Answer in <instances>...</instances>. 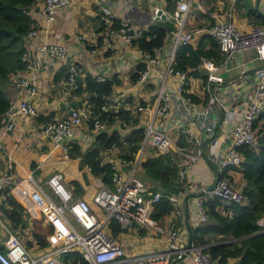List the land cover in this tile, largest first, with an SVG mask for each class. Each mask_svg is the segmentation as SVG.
<instances>
[{"label": "built area", "instance_id": "1", "mask_svg": "<svg viewBox=\"0 0 264 264\" xmlns=\"http://www.w3.org/2000/svg\"><path fill=\"white\" fill-rule=\"evenodd\" d=\"M71 1L43 0L40 15L52 23L58 12ZM193 1L177 0L170 12L162 6L138 12L130 0H123L120 11L109 0H94L103 25L104 45L108 48L113 46V37H121L127 43L140 38L147 26L157 20L155 16L160 8L168 18L165 19L173 21L174 28L167 31L163 44L154 46L152 52L141 51L144 68L135 82L148 89L145 95L129 100L131 103L127 107L123 99L111 91L105 96L106 101L95 106L88 101L87 93L84 101L70 107L66 115L45 120L41 125L42 132L54 145H63L67 151L69 143L75 141L76 129L84 123L91 122L97 132L115 128L124 131L116 127L119 117L111 122L107 116L103 117V112L117 113L123 108L128 110L129 116L138 117L136 125L143 127V137L132 159L122 157L115 144L108 148L117 151L114 155L117 154V159L109 161L113 168L111 184L97 176L92 202L100 211L93 208L86 198L75 195L61 171H53L46 179L38 180L31 169L17 180L13 159L7 157L6 165L0 170V244L3 246L0 264H62L61 253L68 250H78L88 264H171L172 251L180 252L191 261L190 264H219L205 251L207 244H191L185 236L181 237L180 232L189 224L196 226L206 219L203 201L207 198L235 202L245 200L242 187L236 186L228 175L232 169L228 167L240 171L243 155L239 146H255L257 143L259 133L255 121L264 112V65L254 69L253 83L236 104L227 102V94L233 89L235 79H225L220 66L234 53L248 49L264 59V23L254 24L248 30L241 29L232 19L234 5L239 0H229L228 9L215 14L209 24L193 30L187 27ZM40 31L36 24L33 25L27 33L26 43L29 37H36ZM198 31L217 40L223 60L217 63L213 58L202 57L198 65L189 68L196 74L189 75L175 66V52L180 45L191 43ZM65 55V45L54 40H41L34 57L28 55L25 47L22 54L25 67L9 77L17 95L9 99L0 116V132L15 129L17 115L33 117L37 113V84L32 75L20 71L41 67L44 59L55 65ZM64 67L66 92L70 93L78 85L79 67L73 61H65ZM91 76L97 81L111 79L100 72ZM181 137L184 138L182 143ZM147 145L153 147L156 154L173 149L180 159L178 175L180 180L185 179V189L168 195L175 217L179 218L169 227L159 225L151 215L154 202L162 193L152 191L136 174ZM191 181L194 184L186 185ZM187 187L195 193L194 217L191 219H184L183 202ZM9 193L30 215L42 218L43 224L53 225L46 247L32 251L12 229L3 211ZM113 219L122 228L135 226L142 230L143 236L165 238L168 248L126 254L109 227ZM259 223H264V213Z\"/></svg>", "mask_w": 264, "mask_h": 264}, {"label": "crops", "instance_id": "2", "mask_svg": "<svg viewBox=\"0 0 264 264\" xmlns=\"http://www.w3.org/2000/svg\"><path fill=\"white\" fill-rule=\"evenodd\" d=\"M109 1L118 11L122 9L123 0ZM130 1L138 12L152 11L157 6L165 7L170 12L172 10L169 9L173 7H167L165 0ZM42 2L43 0H36L30 7V14L41 31L36 37H29L27 40L28 55L34 57L38 43L44 39L59 41L65 45L66 55L55 65L44 59L41 67L32 71H20L22 74L32 75L37 84L38 93L35 97L37 113L33 117L17 115L15 129L6 133L0 132V170L6 165L9 156L13 159L17 180L23 178L27 170H34L36 178L44 180L51 172L62 171L64 168L66 170L65 182L68 187L75 195L92 201L93 194L97 189V176L92 172L87 176L82 169L83 166L79 167L78 165L79 155L69 156L63 145H54L49 137L42 132L41 125L49 118L66 115L70 107L83 102L87 96L83 83H78L70 93L66 92L65 61H73L78 65V79L99 72L115 79L113 95L120 96L123 99V104L129 107L131 102H128L126 97H131L130 101H133L148 91L147 88L139 86L131 78L137 64L142 60L141 50L137 44L127 43L121 37H113V46L110 48L104 45L103 25L97 14L94 0H72L58 12L52 23H48L40 15ZM228 7H230L229 0H194L188 12L187 27L199 30L212 22L215 14L224 12ZM232 19L243 30H248L254 24L264 23V0H239L234 5ZM200 34H202L200 31L194 33L192 44L196 43ZM262 65H264V59L257 57L252 49L236 52L221 64L220 72L223 73L225 79H235L233 89L227 94V102L236 104L241 101L253 83L254 69ZM249 69H252L253 72L247 73L246 71ZM243 71L247 74H244ZM4 89L9 99L17 95V90L10 80L6 81ZM194 89L196 90V88ZM115 124L117 125V123ZM97 133L90 123H84L76 129L74 143L80 147L81 152L87 151L89 145H97L95 142ZM89 137L91 139H88ZM66 141L68 142V140ZM116 152L102 148L100 150L102 161H115L117 159V154L114 156ZM84 166L89 168L88 165ZM228 175L235 185L238 182L236 186L242 187L243 174L241 171L232 168L228 171ZM192 184H194L192 181L186 183V185ZM183 208L186 212L184 219L194 217L195 193L191 192V189H188L184 196ZM175 216L171 210L157 222L168 227L179 221V218L176 219ZM24 229L31 230L30 223L23 227ZM14 230L17 232V229ZM180 233L181 237L185 236L186 240L190 242L189 226L183 228ZM115 235L126 254H139L150 250L161 251L168 248V241L165 238L158 235L143 236L142 230H137L135 226L122 228ZM30 236H32L31 233ZM31 238L36 246L34 237ZM170 258L172 264H183L187 259L178 251H172Z\"/></svg>", "mask_w": 264, "mask_h": 264}, {"label": "trees", "instance_id": "3", "mask_svg": "<svg viewBox=\"0 0 264 264\" xmlns=\"http://www.w3.org/2000/svg\"><path fill=\"white\" fill-rule=\"evenodd\" d=\"M167 7H174L177 0H165ZM36 0H0V116L8 105L4 84L9 80L10 74L23 69L26 61L22 54L26 47L28 31L35 25V19L30 14V7ZM173 7L170 9L172 10ZM118 22L115 21V25ZM174 28L173 21L154 20L143 31V35L133 41L141 51L152 52L154 46L164 42L167 31ZM202 57H210L219 63L223 60L220 55L217 40L208 33H202L195 44L180 45L175 52V66L187 71L189 75L196 73L189 68L198 65ZM144 63L139 62L136 70L131 74L133 81L139 77ZM115 79L97 81L91 75L78 79L83 83L88 93V101L95 106L106 101L107 95L112 91ZM131 100V97H127ZM111 122L115 117L124 118L132 126L123 128L124 131L112 129L99 131L95 136L97 145L90 146L87 151L81 152L80 147L70 142L68 155H79V165H88L90 171L106 183H112L113 168L109 161H102L100 150L110 148L113 144L120 148L121 156L132 159L137 151L138 142L143 137V127L136 125L138 117L129 116L128 110L121 108L117 113L106 114ZM130 118V119H129ZM92 125V123L90 122ZM258 125L259 137L255 146H239L243 161L240 171L243 174L242 192L245 196L243 202L231 201L222 204L218 198H207L203 201L206 219L200 224L188 225L191 244H207L205 251L218 260L219 264H264V223L259 219L264 213V112L259 114L255 121ZM183 137L180 142H183ZM74 143V144H71ZM179 156L171 149L164 153L146 157L141 162L143 181L152 191H160L162 196L154 202L152 218L158 220L169 213L173 206L168 195L185 189L184 178L179 179ZM234 167H228V169ZM225 174V172H224ZM76 183V181H74ZM4 214L12 229L25 227L30 223L31 235L37 245L46 247L53 232L52 224H43L42 218L30 215L24 206L18 202L12 193L6 196ZM113 234L118 233L122 227L113 219L110 222ZM30 246L31 240L25 242ZM3 246L0 244V249ZM62 264H88L78 250H68L61 253Z\"/></svg>", "mask_w": 264, "mask_h": 264}, {"label": "rangeland", "instance_id": "4", "mask_svg": "<svg viewBox=\"0 0 264 264\" xmlns=\"http://www.w3.org/2000/svg\"><path fill=\"white\" fill-rule=\"evenodd\" d=\"M170 10V9H169ZM120 118V120L118 121V123H117V125H116V127L118 126V128H120V129H123V128H126L127 127V124H128V122H126V123H124V118H122V117H119ZM130 119V118H129ZM91 146V145H90ZM191 148V147H190ZM155 149L153 148V147H151L150 145H147V147H146V150H145V152H144V150H143V152H142V157H141V160H140V162H142L146 157H149V156H153V155H155ZM79 165V164H78ZM141 165V164H140ZM79 167H80V165H79ZM82 169L85 171V174L87 175V176H89L90 174H91V171H90V169L87 167V166H84L83 165V167H82ZM61 171V170H60ZM63 171V172H62ZM62 173L64 174L63 176H64V180H65V178H66V170L63 168L62 169ZM142 171H143V169H142V167L140 166V168L137 170V172H136V174L141 178V179H143V177H142ZM42 180V179H41ZM237 183L238 182H236V185H237ZM187 189H190V187H187ZM91 202V206L93 207V208H95L97 211H100V209L98 208V206L95 204V203H93L92 201H90ZM229 202H231V201H225V200H222L221 201V203L224 205V204H228ZM102 216V215H101ZM158 224H159V222H157ZM159 225H161V224H159ZM161 226H163V227H165L164 225H161ZM169 227V226H168ZM17 233L19 234V237L21 238V240L24 242V244H25V242L26 241H28V240H31L32 238V236H30V233H31V230L29 229H21V228H17ZM32 241V240H31ZM33 243V242H32ZM30 246H32V247H30ZM29 247V249H31L32 251H38L41 247L40 246H38V245H36L35 246V243H33V245L31 244ZM190 260L187 258V259H185L184 260V263L183 264H190ZM229 263L230 264H234L235 263V260L234 259H230L229 260Z\"/></svg>", "mask_w": 264, "mask_h": 264}, {"label": "water", "instance_id": "5", "mask_svg": "<svg viewBox=\"0 0 264 264\" xmlns=\"http://www.w3.org/2000/svg\"><path fill=\"white\" fill-rule=\"evenodd\" d=\"M160 18H162V19H165V18H167L166 17V14H165V12H163V9L162 8H160L158 11H157V14H156V16H155V19H160ZM252 69H249L248 71H246V72H253V71H251ZM254 74V73H253ZM206 144V142L204 143V145ZM219 178V176H217V179ZM172 264V263H171Z\"/></svg>", "mask_w": 264, "mask_h": 264}]
</instances>
